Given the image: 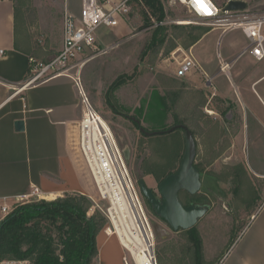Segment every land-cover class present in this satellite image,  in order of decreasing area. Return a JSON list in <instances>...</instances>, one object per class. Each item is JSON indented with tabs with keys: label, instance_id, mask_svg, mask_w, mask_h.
<instances>
[{
	"label": "rangeland",
	"instance_id": "rangeland-1",
	"mask_svg": "<svg viewBox=\"0 0 264 264\" xmlns=\"http://www.w3.org/2000/svg\"><path fill=\"white\" fill-rule=\"evenodd\" d=\"M17 1L19 11H24L21 17L24 36L28 33L27 37L30 36L37 50L33 58L42 61L57 55L54 43L63 39V20L68 9L66 1L79 15L82 0ZM162 1L169 25L211 27L196 21L189 9L177 0ZM216 1L224 6L228 0ZM245 1L248 3L247 9L254 11L252 6L257 1ZM134 11L133 15L119 18L117 25L99 26L97 34L100 49L88 54V61L73 69L72 73L80 70L82 86L90 102L110 124L121 147L126 144L131 147L128 164L133 178H143L149 187L158 190L164 177L178 169L185 149V131L178 129L168 138L164 134L147 135L141 132L132 117L140 120L141 126L147 131L169 129L177 120H182L191 130H195L198 145L196 165L202 169L203 185L194 195L180 191L179 196L184 204L203 203L209 206L208 212L195 225L203 243L204 264H222L226 259L224 255L232 252L226 262L229 263L243 253L242 248L253 230L241 241L242 231L247 224H252V217L264 203V128L260 123H264V107L257 102V117L253 119L249 116L244 121L248 124L244 136L241 135L244 122L240 117L235 118L234 112L231 118L226 116L233 102L227 103L216 96L211 98L208 93L205 97L208 102L212 101L207 110L206 107L204 109L207 115H197L198 120H192L191 102L196 99L201 102L203 99L187 78L179 79L171 71L178 68L184 54L182 51L176 53L177 49L167 53L166 44L158 53L149 49L143 53L155 28L141 27V14L138 8ZM179 29L176 31L181 33L177 40L178 46L187 50L190 46H186L184 37L188 28L187 31L182 29L183 32ZM173 31L175 28L169 32ZM222 77L225 83H222L221 93L235 97L230 77L227 80L225 76ZM120 78L122 80L117 82ZM210 89L213 90V87ZM79 96L82 100V96ZM221 100L225 101L227 108L212 114V108L220 105ZM88 188L93 196V199L89 198L95 206L98 204L105 209L107 202L101 199L94 180ZM138 189L140 191V187ZM12 201L6 202L10 205ZM149 208L146 207L156 244L177 239L179 231H173L166 220ZM96 209L105 215L99 206ZM3 214L1 211L0 216ZM105 228L106 225L98 235H106ZM124 252L129 263L134 264L130 253ZM261 252H264V248H261Z\"/></svg>",
	"mask_w": 264,
	"mask_h": 264
},
{
	"label": "crops",
	"instance_id": "crops-1",
	"mask_svg": "<svg viewBox=\"0 0 264 264\" xmlns=\"http://www.w3.org/2000/svg\"><path fill=\"white\" fill-rule=\"evenodd\" d=\"M256 1L252 8L264 11V0ZM17 2L0 0V212L5 197L14 203L16 197L30 193L35 186L47 196L55 194L54 198L66 192H79L93 199L88 188L93 178L80 148L79 126L84 107L73 76L60 75L18 92L15 89L29 77L31 60L37 51L28 33L24 36L21 22L24 11H19ZM66 7L77 15L67 1ZM206 31L189 49L180 46L174 49L176 53L182 51L184 56L192 55L196 59L198 66L191 70L193 72L178 76L177 68L171 71L179 79L187 78L192 88L198 90L203 100L196 99L191 105L200 103L203 112L212 101L208 102L205 97L208 93L211 98L216 96L227 103L233 102L235 118L240 117L243 122L249 116L254 119L259 111L257 102L262 104L260 98L264 97V59L251 54V41L241 28L211 26ZM262 32L264 34V24ZM63 43L64 20L63 39L55 41V53L62 49ZM226 63L228 66L222 69ZM221 76L226 80L230 77L235 97L221 93L222 83H225ZM212 109V114L219 111ZM17 120L24 121L23 130L16 128ZM260 123L264 128V123ZM247 125L245 122L241 125L243 136ZM263 210L264 203L252 217V224H247L242 231L241 241L253 230L242 248L243 253L226 263L232 253L229 251L222 264H264V252L260 253L264 248ZM97 239L98 264H125V252L117 237L100 233ZM0 264L30 263L9 260Z\"/></svg>",
	"mask_w": 264,
	"mask_h": 264
},
{
	"label": "built area",
	"instance_id": "built-area-1",
	"mask_svg": "<svg viewBox=\"0 0 264 264\" xmlns=\"http://www.w3.org/2000/svg\"><path fill=\"white\" fill-rule=\"evenodd\" d=\"M177 1L188 8L196 21L202 24L241 28L251 41V54L259 60L264 59V11L228 10L226 6L229 1L224 6L219 5L216 0ZM131 10L130 0H82L79 15L66 9L62 49L48 60L32 59L29 77L15 89L18 92L24 87L60 75L73 76L85 107L79 126L81 152L101 199L107 202L105 209L97 204L107 218L105 232L108 236L118 238L124 251L132 256L134 264H140L139 257L145 258L143 264H158L154 229L122 147L110 124L86 95L80 70L72 73L73 69L88 61V54L100 49L98 27L102 24L117 25L119 18H124ZM197 66L192 55L185 56L176 74L184 76ZM227 66V63L223 64L222 69ZM260 99L264 105V97ZM46 196V193L35 186L30 193L16 197L11 206L5 197L1 210L7 215L18 203L48 199ZM123 259L125 264H130L126 254Z\"/></svg>",
	"mask_w": 264,
	"mask_h": 264
},
{
	"label": "trees",
	"instance_id": "trees-1",
	"mask_svg": "<svg viewBox=\"0 0 264 264\" xmlns=\"http://www.w3.org/2000/svg\"><path fill=\"white\" fill-rule=\"evenodd\" d=\"M130 4L132 10L129 15H133L134 9L138 8L142 17L141 27L155 28L143 53L146 49L158 53L164 44L166 52H172L181 37V33L176 32L178 28L182 32V29L187 31L188 28L184 37L188 47L207 32L203 26L169 25L162 0H130ZM171 28H175V31L169 32ZM224 103V100H221L220 105L216 103L217 110L225 111L227 105ZM193 105L192 120H198L197 115H204L203 108L200 103L194 102ZM179 123L184 122L177 120L175 124ZM192 131L195 135V130ZM166 133L156 135L164 134L166 138L172 135V132ZM106 223V216L96 209L89 196L79 192H66L52 200L18 203L0 220V262L17 260L29 261L30 264H98L97 235ZM179 233L177 239L157 243L158 264H204L203 243L195 226L180 229Z\"/></svg>",
	"mask_w": 264,
	"mask_h": 264
},
{
	"label": "water",
	"instance_id": "water-1",
	"mask_svg": "<svg viewBox=\"0 0 264 264\" xmlns=\"http://www.w3.org/2000/svg\"><path fill=\"white\" fill-rule=\"evenodd\" d=\"M247 5V2L244 0H229L226 8L228 10H245L247 9ZM233 112L232 108L226 116L231 118ZM133 119L140 124V120L134 117ZM15 125L18 130H23L25 127L23 120H17ZM177 129L185 131V149L178 169L166 176L159 183L158 191L163 200L161 201L156 197L144 179H139L141 193L151 203L154 211L167 221L173 231L194 227L198 220L209 210V206L207 205L184 204L179 196L180 191L196 194L201 190L203 185L202 172L196 165L197 139L193 131L184 123L175 124L167 130L159 131H147L141 126V131L147 135L173 132ZM122 150L125 159L129 162L131 159V147L126 144L122 147Z\"/></svg>",
	"mask_w": 264,
	"mask_h": 264
},
{
	"label": "flooded vegetation",
	"instance_id": "flooded-vegetation-1",
	"mask_svg": "<svg viewBox=\"0 0 264 264\" xmlns=\"http://www.w3.org/2000/svg\"><path fill=\"white\" fill-rule=\"evenodd\" d=\"M132 119H133V117H132ZM134 120V119H133ZM136 123H137V121H135ZM138 124V126H139V129L141 130V124H139V123H137ZM143 127V126H142ZM142 132V131H141ZM175 172V171H174ZM135 179V178H134ZM143 179V178H142ZM203 179V178H202ZM135 181H136V184H137V187L139 188V179H135ZM146 182V181H145ZM148 185V184H147ZM149 187V186H148ZM149 188H151L152 189V191L154 192V194L156 195V197H158L161 201L163 200V198L161 197V195H160V193H159V191L158 190H156V189H154V188H152V187H149ZM140 194H141V198H142V200H143V202H144V205H145V207H149L150 206V208L152 209V210H154L153 209V207H152V205H151V203L147 200V198L141 193V190H140ZM196 204H199V205H206V204H203V203H196ZM149 208V209H150ZM155 212V211H154ZM156 213V212H155ZM157 214V213H156ZM158 215V214H157ZM159 216V215H158ZM160 217V216H159ZM162 218V217H161ZM163 219V218H162ZM178 232V231H177Z\"/></svg>",
	"mask_w": 264,
	"mask_h": 264
},
{
	"label": "bare ground",
	"instance_id": "bare-ground-1",
	"mask_svg": "<svg viewBox=\"0 0 264 264\" xmlns=\"http://www.w3.org/2000/svg\"><path fill=\"white\" fill-rule=\"evenodd\" d=\"M183 22H185V21H183ZM187 22H189V21H187ZM104 120V119H103ZM55 197V194H49L48 196H47V198H49V199H52V198H54ZM107 235V234H106ZM143 259V260H142ZM139 263L140 264H143V262L145 261V258H143V257H139Z\"/></svg>",
	"mask_w": 264,
	"mask_h": 264
}]
</instances>
